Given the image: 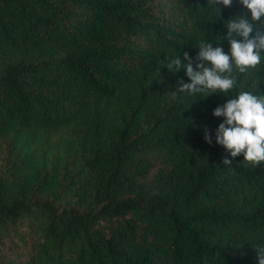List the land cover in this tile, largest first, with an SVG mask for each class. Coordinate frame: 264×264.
I'll return each instance as SVG.
<instances>
[{
    "label": "trees",
    "instance_id": "1",
    "mask_svg": "<svg viewBox=\"0 0 264 264\" xmlns=\"http://www.w3.org/2000/svg\"><path fill=\"white\" fill-rule=\"evenodd\" d=\"M218 8L0 0V264H259L264 162L217 144L213 111L264 94V56L207 97L173 98L190 80L166 67L229 51L243 6Z\"/></svg>",
    "mask_w": 264,
    "mask_h": 264
},
{
    "label": "clouds",
    "instance_id": "2",
    "mask_svg": "<svg viewBox=\"0 0 264 264\" xmlns=\"http://www.w3.org/2000/svg\"><path fill=\"white\" fill-rule=\"evenodd\" d=\"M244 14L226 23L227 39L230 48L226 53L220 46L210 42H200L195 58L188 52L165 56L166 67L174 74L186 70L190 83L181 78L177 81L178 93L201 94L204 97L213 93H228L237 87V77L233 70L246 73L261 63L264 56V0H239ZM208 4L219 9L231 8L233 0H208ZM220 11V9H219ZM260 25V27H257ZM195 65V66H194ZM213 115L223 117V122L215 130V142L225 148L232 158L243 155L244 161L252 167L264 162V94L240 91L234 98L217 106ZM212 136L205 127L204 140L212 144ZM223 164L231 165L225 158ZM259 264H264V248L257 247Z\"/></svg>",
    "mask_w": 264,
    "mask_h": 264
}]
</instances>
